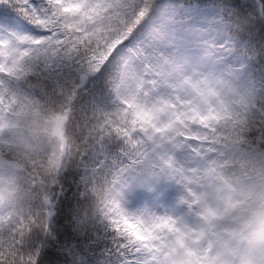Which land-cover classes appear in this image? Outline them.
<instances>
[{"label":"snow or ice","instance_id":"obj_1","mask_svg":"<svg viewBox=\"0 0 264 264\" xmlns=\"http://www.w3.org/2000/svg\"><path fill=\"white\" fill-rule=\"evenodd\" d=\"M0 264H264V0H0Z\"/></svg>","mask_w":264,"mask_h":264}]
</instances>
